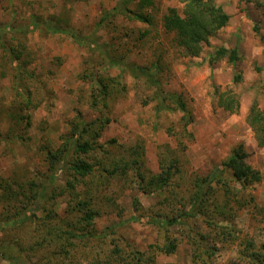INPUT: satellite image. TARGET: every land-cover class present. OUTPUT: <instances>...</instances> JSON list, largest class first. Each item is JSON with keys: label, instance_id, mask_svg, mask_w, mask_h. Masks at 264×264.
<instances>
[{"label": "rangeland", "instance_id": "374dc122", "mask_svg": "<svg viewBox=\"0 0 264 264\" xmlns=\"http://www.w3.org/2000/svg\"><path fill=\"white\" fill-rule=\"evenodd\" d=\"M118 1L0 0V43L14 55L0 47V222L22 207L29 183L49 176L47 150L83 125L89 131L82 141L98 147L81 156L94 171L73 191L59 171L54 195L40 205L44 218L0 232V250L12 256L0 254V264H264V149L245 120L253 103L264 109V0H215L229 20L198 57L186 56L163 29L169 9L182 15L178 0H126L123 7L147 16L146 23L127 12L107 17ZM32 17L40 24L30 31ZM44 21L91 36L98 47L49 33ZM235 45L234 65L226 58L208 65L215 48ZM102 55L152 72L153 82L109 66ZM160 92L179 95L192 121L185 124L173 104L158 111ZM221 92L235 94L237 112L217 105ZM239 147L260 174L245 188L230 170L213 173ZM137 158L123 178L107 180L99 169L108 159ZM167 170L166 184L153 187L152 178ZM84 201L97 212L90 226L79 221ZM149 217L177 222L151 225ZM169 244L175 250L165 253Z\"/></svg>", "mask_w": 264, "mask_h": 264}, {"label": "trees", "instance_id": "16d2710c", "mask_svg": "<svg viewBox=\"0 0 264 264\" xmlns=\"http://www.w3.org/2000/svg\"><path fill=\"white\" fill-rule=\"evenodd\" d=\"M126 0L118 1L116 5L107 13L108 16H113L115 14H124L125 12L132 14L133 18L139 22H149V18L140 13H131L129 9L123 7ZM148 3V1H143V3ZM182 5L181 14L179 15L175 9H169L168 13L163 17V29L167 32H173L176 36V41L178 46L183 50V53L188 57H198L201 53L202 44L206 43L208 39L213 36L218 30L223 28L229 20V16L222 10L221 6L215 3V0H178ZM260 6L264 9V3L260 2ZM40 22L37 21L35 17L30 19V27L28 29L32 31L35 29ZM45 30L49 33L57 34L63 33L71 36L73 41L82 45H90L98 47L96 42L93 40V37H80L71 31L62 29L52 23L51 21L42 22ZM3 28H0V33H2ZM24 32V29H22ZM0 47L6 51L9 57L12 59L14 55L10 48H6L3 43H0ZM105 54V52H102ZM103 60L107 61L109 66H116L122 71L128 69L133 77H143L146 80L153 82L152 72L141 68V67H127L121 61L116 60L111 57L103 56ZM226 58L227 61L231 64H235L238 59V49L235 45L231 49H225L223 47H218L213 50V52L207 57L208 65H212L219 60ZM18 57L15 56V60ZM235 81L239 79V76H235ZM100 92L105 96L108 95L107 88L103 85L100 88ZM158 98V111H168L172 110L167 104H173L176 109L183 114L182 119L185 124H189L192 121V118L189 112L186 110L185 103L180 99L179 95L169 94L164 95L160 92L157 95ZM168 102V103H167ZM217 105L221 107L224 111L229 113H235L239 109V101L235 94L233 97L226 95L221 92L217 97ZM246 123L252 130L254 140L256 145L264 149V109H260L256 103H253L246 115ZM77 128V127H76ZM76 132L75 137L73 135L64 139L61 147L57 150H47L48 163H49V176L43 183L35 185V183L28 184L29 194L22 193L21 208L16 211V213L8 220L0 222V232H5L9 229H17V227H23L28 221L32 219H42V210L40 209L41 202L49 198L50 194L53 196L55 193V188L52 189L54 182L57 179L58 173L60 170H64L68 174V178L65 181V188L69 191L74 190L77 184L82 183L83 179L88 177L94 171V165L90 161H86L81 158L82 155L92 154L97 151L98 147L94 146L95 143L91 141L84 140L82 141V133H88L89 129L85 125L80 126ZM81 134V139H80ZM98 133L93 132L92 137L96 139ZM16 139H23L21 136L16 137ZM246 152L241 148L234 149L231 154L224 160V162L219 167L220 169L215 170L214 175H218L222 170H230L232 177L235 181L242 184V186L249 187L252 184L259 182L260 174L258 171L252 169L246 163ZM138 158L133 161V163H119L117 161H109L99 163V169L102 174L107 178V180L119 177L123 178L128 175V171L132 170L130 165H138ZM59 165V166H58ZM61 165V166H60ZM219 172V173H218ZM170 170L164 171L161 175H155L152 180L157 185H154L155 188H160L166 184L170 177ZM140 180H144V176L140 175ZM211 180V177L208 176L204 179L203 184L208 185ZM139 184L142 181L137 182ZM150 186L149 182L147 184ZM203 185L201 184L198 194L203 195L202 191ZM23 189L20 187L21 192ZM142 190V189H141ZM9 191V190H8ZM11 194V193H10ZM6 197L7 193H3ZM13 195V194H11ZM135 200H138L135 197ZM134 200V201H135ZM137 201L134 203L136 206ZM83 208H85L82 217L80 218V223L84 226H90L97 215L96 211H93L88 208L89 202H79ZM37 209V210H36ZM192 210V209H191ZM36 211V212H35ZM186 216L187 214L184 213ZM50 215L48 216V218ZM177 222L175 217L168 218L165 221L158 220L154 217H149L147 223L151 225L166 224L172 225ZM71 234L72 237H85V238H96L97 235L93 234ZM68 234V235H69ZM106 234V233H102ZM70 236V235H69ZM6 246H1L0 254L9 260L11 256L9 253L4 252ZM175 250L173 244H169L165 247V253H172ZM5 255V256H4ZM12 257V256H11Z\"/></svg>", "mask_w": 264, "mask_h": 264}]
</instances>
